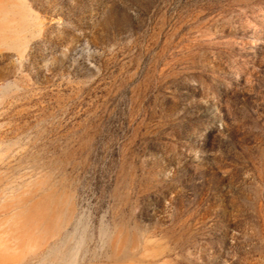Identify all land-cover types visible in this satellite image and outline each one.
I'll return each mask as SVG.
<instances>
[{
    "label": "rangeland",
    "instance_id": "1",
    "mask_svg": "<svg viewBox=\"0 0 264 264\" xmlns=\"http://www.w3.org/2000/svg\"><path fill=\"white\" fill-rule=\"evenodd\" d=\"M5 217V264H264V0H0Z\"/></svg>",
    "mask_w": 264,
    "mask_h": 264
},
{
    "label": "bare ground",
    "instance_id": "2",
    "mask_svg": "<svg viewBox=\"0 0 264 264\" xmlns=\"http://www.w3.org/2000/svg\"><path fill=\"white\" fill-rule=\"evenodd\" d=\"M29 221L31 222V218L29 219ZM24 223H26V221H24V219L21 217L20 219L5 217L4 219L0 220V228H2V231L9 230L10 232V234L7 232L8 236L7 238H5V241H2L0 243V264H5L18 258L19 255L15 257L14 253L11 252L8 247L12 244H18L15 241L13 230L16 231V234H19V231L23 233L25 231L23 226Z\"/></svg>",
    "mask_w": 264,
    "mask_h": 264
}]
</instances>
